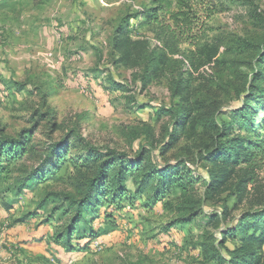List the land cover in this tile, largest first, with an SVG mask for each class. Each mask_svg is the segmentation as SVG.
Masks as SVG:
<instances>
[{
  "label": "rangeland",
  "instance_id": "rangeland-1",
  "mask_svg": "<svg viewBox=\"0 0 264 264\" xmlns=\"http://www.w3.org/2000/svg\"><path fill=\"white\" fill-rule=\"evenodd\" d=\"M253 1L261 20L238 3L211 17L194 45L170 53L141 22L148 0H0V134L27 143L0 181L13 203L0 201V264H217L215 247L227 257L222 234L264 210V0ZM159 52L163 61H152ZM234 138L246 152L223 169L215 192L196 185L147 202L148 189L137 194L128 178L126 197L101 204L89 226L87 210L82 249L85 234L69 248L59 241L95 176L88 155L177 166L206 181V170L224 167L211 157ZM39 169L21 195L9 192ZM195 203L197 218L175 224ZM240 235L225 246L241 248Z\"/></svg>",
  "mask_w": 264,
  "mask_h": 264
},
{
  "label": "trees",
  "instance_id": "trees-1",
  "mask_svg": "<svg viewBox=\"0 0 264 264\" xmlns=\"http://www.w3.org/2000/svg\"><path fill=\"white\" fill-rule=\"evenodd\" d=\"M148 1L150 3V9L141 13V22L144 26L154 30L155 38H163L161 41L167 48L166 51L170 53H175L172 51L174 49H172V46H178L179 44L194 45L200 40L201 32H203L202 30L205 27L206 22L209 21L211 17L238 3H245L248 6L249 17L251 19L259 21L262 17L257 4L253 0ZM164 55L163 52L156 53V57L152 59V61H155V59L163 61L165 57ZM145 56L146 55L143 57ZM172 65L173 64H171L170 67ZM261 74L262 72L260 75ZM177 88L178 86L176 84V89ZM178 91L179 90L177 89L175 93L177 94ZM248 112L249 111H247V113ZM180 114L182 115L180 118H183L187 123L189 120V114H185L184 111ZM253 130L254 129H251V132H253ZM25 138L26 137H22L19 141H12L0 134V181L5 177L7 179V176L10 175V167L26 154L27 143ZM241 141L242 140L239 138L230 140L229 142L235 143H232L229 147L220 149V155L217 157H211V159L215 158L216 162L224 167L217 172L206 170L205 173H208L206 181L200 176L196 179L193 178L190 172H187L185 169H180L177 166L171 167L170 165H167L156 167L152 165V167L146 169L140 165V161H134L130 164L123 156L114 155L113 153L106 154L105 156L88 155L83 164L84 166H96L95 176L88 181L87 195L77 207L76 214L70 227L68 230L64 231V237H61L59 241H64L65 247L69 248L71 243L74 242L75 234H85L82 237H79L76 242L78 248L82 249L80 243L84 240H89V238L86 237V230H80V227L78 226L85 217L87 210L91 209L88 217L94 215V217L85 221V225L89 226L96 219L101 217V215H96V211L100 208L101 204H107V206L111 207L118 200L126 197L128 191L125 183L128 178L133 180V184L137 189V194H143L144 191L148 189L151 196L146 200L147 202L151 200L158 202L167 195L171 189H178V192L180 191L181 194L189 193L190 191L195 192L194 187L196 185L201 186L204 189L203 195L205 196L206 194L215 192L225 178V172L223 169H226L229 165H236L241 162L240 157L246 152L244 151V147L240 145ZM251 148L256 152H259L260 155L263 152L261 151L262 148L258 145L255 147L251 146ZM259 154L257 155L259 156ZM251 157H254V155L249 153L247 157L248 160H246L245 163L250 164V167H253L254 169L256 166L251 164ZM47 158L48 159L42 165V168L48 166L50 158ZM61 160L62 157L57 156L55 164L59 163ZM230 160H235V164H229L228 162ZM34 173L13 180L15 181V190L11 188L9 192L16 194V196L21 195L29 188L34 180L42 176L41 169L34 171ZM250 181H252V179ZM4 198L5 195L0 193L1 203L9 209L13 203L5 202ZM196 204L197 203L191 204L187 208H181L180 210L185 213L175 221V224H187L194 221L199 213H201L200 209H197ZM248 218L243 217L239 220L236 227L229 229L226 233L222 234V238L217 243L221 249L225 248L227 257L220 254L219 250L215 247V253L211 257L212 261H215L217 264H264V210L248 215ZM245 229L252 230L253 232L259 231V234H253L251 236L245 235ZM242 233H244V236L242 237L240 235L242 242L241 248L234 247L230 250L225 246L228 239L236 240L238 234ZM94 236V231L90 229L89 237ZM69 250H71V248ZM73 250L76 251L77 249ZM73 250L70 251V254Z\"/></svg>",
  "mask_w": 264,
  "mask_h": 264
}]
</instances>
